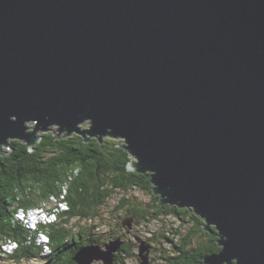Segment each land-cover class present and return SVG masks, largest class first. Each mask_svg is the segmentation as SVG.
I'll return each mask as SVG.
<instances>
[{"label": "water", "instance_id": "1", "mask_svg": "<svg viewBox=\"0 0 264 264\" xmlns=\"http://www.w3.org/2000/svg\"><path fill=\"white\" fill-rule=\"evenodd\" d=\"M54 126L121 140L159 205L214 227L199 264H264V0H0V156Z\"/></svg>", "mask_w": 264, "mask_h": 264}, {"label": "trees", "instance_id": "2", "mask_svg": "<svg viewBox=\"0 0 264 264\" xmlns=\"http://www.w3.org/2000/svg\"><path fill=\"white\" fill-rule=\"evenodd\" d=\"M120 145V141L111 138L102 142L98 139L86 141L81 136L61 138L52 132L43 134L32 149L20 141L10 142L6 154L0 156V243L14 241L18 243V248L13 250L16 244L9 242L6 246L13 252L2 256L0 251V258L14 263L39 258L42 248L38 246L36 237L15 221L14 211L19 207H36L41 202H47L51 195L58 196L62 183L68 186L64 198L68 210L58 212L59 222L45 228L52 254L43 259V264H77L74 261L75 252L101 240L94 237L92 230L84 240L80 231L75 233L67 226L76 218H96V210L115 192L128 193L132 189L151 196L152 213L140 209V203L131 202L128 198L118 201L114 208L116 212L126 210L138 220L164 213L179 219L182 224H191L188 232L181 235L183 237L173 254L161 256L164 264H199L204 257L218 252L216 232H203L200 219L191 210L158 205L149 174L128 171L131 158ZM175 233L179 235L181 228ZM133 249L131 243L125 242L116 253L114 264H126Z\"/></svg>", "mask_w": 264, "mask_h": 264}, {"label": "rangeland", "instance_id": "3", "mask_svg": "<svg viewBox=\"0 0 264 264\" xmlns=\"http://www.w3.org/2000/svg\"><path fill=\"white\" fill-rule=\"evenodd\" d=\"M121 198H128L131 202L140 203V209H151L152 198L149 194L142 193L137 189H132L128 193L115 192L106 203L96 210L97 217L94 219L78 220L73 219L68 225L75 233L80 231L84 240L92 230L93 234L101 238L100 243H107L113 239L124 240L131 243L134 247L132 256L127 258L126 264H140L142 260L138 258L140 254V245L144 244L149 248L147 255L148 264H164L163 256L172 255L176 250L180 239L190 229V224L183 223L179 219L167 217L164 213H160L157 217L146 216L148 219L143 220H129L132 216L121 210L116 212L118 201ZM152 210L149 211V214ZM145 217V216H144ZM152 218V219H151ZM142 219V218H141ZM124 224V225H123ZM128 226V228L126 227ZM181 228V233L177 235L175 231ZM183 234V236H181ZM172 240V241H169ZM135 245V246H134ZM195 245V242H193ZM9 249V246H6ZM162 256V258H161ZM140 260V262H139ZM0 264H43L41 261H23L21 263H14L0 258ZM100 264V263H97Z\"/></svg>", "mask_w": 264, "mask_h": 264}, {"label": "clouds", "instance_id": "4", "mask_svg": "<svg viewBox=\"0 0 264 264\" xmlns=\"http://www.w3.org/2000/svg\"><path fill=\"white\" fill-rule=\"evenodd\" d=\"M48 132H52L54 135L55 134H57L58 135V131H57V127H52V128H50L49 130H47L46 132H43V133H38V136H42L43 134H45V133H48ZM72 135H77V134H75V133H72V134H70V135H68V134H66V135H64V136H62L61 138H66V137H68V136H72ZM77 136H79V135H77ZM85 138H89L88 136L87 137H85ZM105 138H111V137H104V138H102L101 140H100V142H102V140L103 139H105ZM90 139H97V138H89V140ZM112 139V138H111ZM89 140H86V141H89ZM113 140H116V139H113ZM12 141H20V142H22V143H25L26 144V142H24V141H21V140H16V139H14V140H10L9 141V144H10V142H12ZM118 141H120L121 142V145H122V141L121 140H118ZM40 142V141H39ZM38 143V142H37ZM36 143V144H37ZM27 145V144H26ZM36 146V145H35ZM34 146V147H35ZM6 150V148H4V151ZM130 158H131V160L133 159L131 156H130ZM130 160V161H131ZM129 161V162H130ZM129 164V163H128ZM127 169H128V166H127ZM128 171H130V170H128ZM130 172H133V171H130ZM136 173V172H135ZM140 174V173H139ZM145 174H149V173H145ZM149 176H150V174H149ZM150 181H151V179H150ZM151 183V182H150ZM152 185V184H151ZM67 190H68V186H67V184H64V183H62L61 184V186H60V191H61V193H59L58 194V196L57 195H51L50 197H49V200L47 201V202H41L39 205H37L36 207H19V208H17L15 211H14V219H15V221L16 222H19V223H21L25 228H26V230L28 231V232H30L32 235H34L35 237H36V241L38 242V246H40L41 248H42V253L40 254V256H39V258L38 259H33V260H30V261H35V262H37V261H41L42 263H44V260L43 259H45L46 257H48V256H50L51 254H52V252H51V248H50V244H49V236H48V234L46 233V231H45V228H46V226H48L49 224L51 225V224H53L54 222H59V217H58V215H57V213L58 212H66L67 210H68V204H67V202L65 201V195H66V193H67ZM152 193H153V185H152ZM153 195H154V193H153ZM154 196H156V195H154ZM156 197H158V205H159V201H160V198H159V196H156ZM66 204V208H64L63 206H62V204ZM160 207H165V206H169V207H175V208H177V209H181V208H178V207H176V206H170V205H164V206H161V205H159ZM184 209H186V210H191L192 212H193V214L197 217V218H199L200 219V221H201V223H202V227H205V221L202 219V218H200L199 216H197L195 213H194V211L192 210V209H188V208H182L181 210H184ZM130 214V213H129ZM131 215V214H130ZM132 216V218H130L129 220H131V219H134V220H138L137 218H136V216H133V215H131ZM167 217H171V216H167ZM185 223H187V222H185ZM189 224V223H188ZM127 228H128V226H126ZM190 228H191V224H190ZM212 230L213 231H215L216 232V234H217V236H218V233H217V231L215 230V228L214 227H210V229H209V231H204V229H203V232H205V233H210V232H212ZM83 237V236H82ZM94 237L97 239V240H101V238L100 237H96L95 235H94ZM118 239V238H117ZM115 239H113V240H111V241H109V242H107V243H100V241H99V243H92V244H89V245H85V246H83V247H81L80 249H78L76 252H75V254H74V257H75V255H76V253L79 251V250H81L82 248H84V247H87V246H90V245H98V246H100L102 249H104V246L106 245V244H109L110 242H112V241H114ZM121 241V240H120ZM172 241V240H171ZM217 241H218V237H217ZM9 242H11V243H15L16 244V247H14L13 248V250L14 249H17L18 248V243L17 242H14V241H10V240H8L6 243H0V251H1V253H2V256H6L7 254H11L12 252H13V250L10 252V253H8V252H6L5 250H4V246H6V245H8V243ZM121 242H123V244L125 243V241L124 240H122ZM178 245H179V243H178ZM122 247V246H121ZM219 247V246H218ZM219 251H220V247H219ZM218 251V252H219ZM119 252V251H118ZM117 252V253H118ZM217 253V252H216ZM213 254H215V253H213ZM116 255V254H115ZM212 255V254H211ZM209 256V255H208ZM207 257V256H206ZM139 258V257H138ZM205 258V257H204ZM203 258V259H204ZM202 259V260H203ZM202 260H201V262H202ZM114 261H115V258H114ZM139 262H140V260H139ZM97 263H100V264H102V262H95L94 264H97Z\"/></svg>", "mask_w": 264, "mask_h": 264}, {"label": "built area", "instance_id": "5", "mask_svg": "<svg viewBox=\"0 0 264 264\" xmlns=\"http://www.w3.org/2000/svg\"><path fill=\"white\" fill-rule=\"evenodd\" d=\"M3 248H4V247H3ZM4 250H5L6 252H8V253L11 252V249H6V248H4Z\"/></svg>", "mask_w": 264, "mask_h": 264}, {"label": "bare ground", "instance_id": "6", "mask_svg": "<svg viewBox=\"0 0 264 264\" xmlns=\"http://www.w3.org/2000/svg\"><path fill=\"white\" fill-rule=\"evenodd\" d=\"M62 206H63L64 208H66V206H65V204H64V203L62 204Z\"/></svg>", "mask_w": 264, "mask_h": 264}]
</instances>
